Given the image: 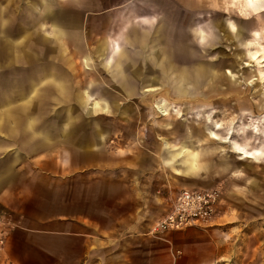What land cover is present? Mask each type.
Segmentation results:
<instances>
[{
	"label": "rangeland",
	"instance_id": "obj_1",
	"mask_svg": "<svg viewBox=\"0 0 264 264\" xmlns=\"http://www.w3.org/2000/svg\"><path fill=\"white\" fill-rule=\"evenodd\" d=\"M44 1L53 7L48 11L57 12L58 17L48 18L49 12L42 7ZM215 1L224 2L217 6L208 0L199 3L195 0H0V35L18 40L30 34V49L35 55L31 63L18 60L0 66V76L12 71L20 75L25 72L53 75L69 92V97L62 99L53 86L41 83V89L46 85L34 107L38 110L30 114L48 121L38 130L51 131L53 136L59 137L57 120H62L67 126L62 127V132L81 133L87 141H95L101 133V137L105 136L109 157L120 161L116 168L87 169L78 173V178L64 173L54 177L55 180L49 181L53 184L49 186V194L56 207L60 201L61 210L68 212L70 202L81 208L83 202L89 200L88 210L95 214L108 210L109 219H106L110 221L111 229L118 228L119 217L125 214L119 230L133 233L135 219L140 217L138 231L155 238L151 233L154 225L172 208L175 197L183 189L216 187L221 189L226 204L213 225H217L218 220L229 221L227 223H244L250 219L262 221L264 37L254 35V30L260 29L264 35V10L261 11L263 7L252 10L246 5L247 0ZM231 1L241 4L233 6ZM142 14L156 15L167 30L186 34L177 35L175 43L169 44L191 77L169 81L168 86L174 88V94L167 96L159 92L152 95L151 89L143 92L145 83L138 80L137 93L129 97L113 77V64L122 49L129 53L124 62H128L130 56L138 58L137 45L126 42L125 35L133 29H143L136 17ZM32 18H39L38 22L43 26L31 27ZM3 21H6L5 25ZM55 23L61 25L56 40ZM200 25L229 40L224 39V43L217 38L215 47L205 53L192 36V28ZM235 28L244 30L243 40L231 32ZM44 40L46 43L42 42ZM180 43L185 47L184 54H181ZM250 51H254L253 59L249 57ZM197 60L206 62L195 64ZM242 60L251 61L242 63ZM106 63L112 65L110 70L105 68ZM180 68L181 65H173L175 75L180 74ZM22 79L13 81L8 75L0 77V92L3 90L4 96L11 98L13 103L5 111L10 108L16 111L21 107L20 114L16 112L18 117L23 113ZM165 84L157 89H163ZM221 90L227 95H214ZM84 91L94 92L96 98L104 95L111 106L110 113L99 114L98 127L92 123L98 114L89 116L86 108L76 111L80 112L85 128L67 125L74 96ZM181 91L184 94H175ZM114 100L119 106H113ZM233 103L238 107H232ZM40 107H45L46 111ZM160 108L166 109L168 115H162ZM162 120L167 121V127L157 125V121ZM167 130L171 134L168 135ZM2 131L8 133L6 129ZM165 136L172 145L176 142L174 136L182 140L186 152L202 150L204 159L211 165L198 175L176 172L163 160ZM237 149L255 153V157L242 158ZM48 170L52 171L51 168ZM86 183L96 185L84 186Z\"/></svg>",
	"mask_w": 264,
	"mask_h": 264
},
{
	"label": "crops",
	"instance_id": "obj_2",
	"mask_svg": "<svg viewBox=\"0 0 264 264\" xmlns=\"http://www.w3.org/2000/svg\"><path fill=\"white\" fill-rule=\"evenodd\" d=\"M202 1L195 0L196 3ZM208 2L220 6L224 1L208 0ZM231 2L233 6L241 4ZM246 5L255 11L262 7L261 11L264 10V3L261 2L249 3L247 0ZM42 7L45 12L53 8L48 1L42 2ZM136 17L143 29L129 31L125 35V40L130 45H137L138 58L130 56V60L124 62L129 53L122 49L116 63L113 64V77L129 97L137 93L138 80L145 83L143 92L151 89L152 95L159 92L167 96L174 94V88L168 86L169 81L191 77L187 75L188 69L184 68L185 64L179 63L175 55L176 51L169 44L171 41H173L172 45L175 43L177 35L186 34L182 31L167 30L156 15L142 14ZM30 20L29 24L33 28L43 26L38 22L39 18ZM235 21L237 22V19ZM3 22L5 25L6 21ZM206 27L200 25L192 28V36L205 53L215 47L217 38L224 43L229 40L225 39L228 37H218L215 30L207 31ZM54 30L56 40L58 33H61V25L55 23ZM231 32L243 40V29L235 28ZM254 35L264 37L260 29L254 30ZM181 41L183 43L184 39ZM42 42L46 43L45 40ZM182 43H180L181 54H184L185 47ZM30 48V34H25L18 40L0 35V66L18 60L31 63L35 55ZM248 54L250 59L254 58V51ZM242 61L247 63L251 60ZM205 62V60H197L195 64ZM173 65H181L179 75H175ZM104 66L109 70L112 67L109 63ZM33 74L40 72H25L20 75L12 71L0 76L8 75L13 81L23 78L24 88L20 97L23 101V105L21 104L23 113L20 117L16 114H20L21 107L16 108V111L12 108L5 111L13 103L11 98L4 96L3 90L0 92V133H2L0 135V207L12 221L7 244L2 253V264H264V213L261 215L262 221L259 222L252 221L253 219L244 223L242 221L227 223L229 221L218 220L215 222L217 225L213 227L195 226L198 228L191 227L184 231L169 230L160 236L153 235L155 237L153 238L145 232L138 231L140 217L136 218V216L133 233L127 234L119 230L120 225L122 227L125 221V214L119 217L118 228L111 229L110 221L106 219H109L108 210L97 211L95 214L88 210L89 200H85L81 208L70 202L73 206L71 205L68 212L61 210L60 201L56 207L55 201L49 194V186L53 185L49 181L55 180L54 177L64 173L78 178L77 174L82 171L95 168L108 169L110 166L116 168L120 166V161L109 157L107 142L105 143V136L101 137V133L94 139L95 141H87L81 133L73 135L71 132H62V127H67L62 120H57L59 121L57 130L61 132L59 137L53 136L51 131L38 130L43 127L42 125H46L48 119L40 120L30 112L38 110L34 107L38 105L43 86L46 84L53 86L62 99H67L69 92L65 84L53 75ZM166 81L168 82L165 84ZM44 82L46 84L41 89L40 85ZM252 83L253 81L249 82L250 85ZM161 84L166 86L157 89ZM175 94L184 93L181 91ZM94 95V92L89 91L75 94L74 104L67 117L68 126H80L79 129L86 127L84 121H81L80 112H76L81 108H86L89 116L98 114L92 121L96 127L99 125V114L111 112V106L106 102L104 95L100 94L99 98ZM214 95H227V92L216 91ZM113 106H119L117 100L113 101ZM233 106L238 107L235 103L232 104ZM40 110L46 111L45 107L44 109L40 107ZM140 120H144L142 115ZM157 125L167 127L168 123L162 120L157 121ZM4 129L9 134L2 131ZM166 132L168 135L171 134L168 130ZM174 138L176 142L172 145L167 140V136L163 137L165 146L162 156L166 165L186 175H198L211 165L207 164L202 150L198 149L197 153L186 152L184 142L177 140L175 136ZM96 147L98 149H95ZM262 155L264 158V151ZM25 160L29 162L23 163L22 161ZM49 160L51 162H46ZM49 168L52 171L48 170ZM44 172L49 174L46 175ZM86 185L95 186L96 183H86L84 186ZM225 204L226 200L222 198L219 213L224 210ZM170 209L171 207L168 211ZM142 235L144 237H140Z\"/></svg>",
	"mask_w": 264,
	"mask_h": 264
},
{
	"label": "built area",
	"instance_id": "obj_3",
	"mask_svg": "<svg viewBox=\"0 0 264 264\" xmlns=\"http://www.w3.org/2000/svg\"><path fill=\"white\" fill-rule=\"evenodd\" d=\"M223 195L219 188L183 189L170 211L153 227L151 233L160 235L169 230H182L192 226L210 227L219 214ZM12 221L0 209V264Z\"/></svg>",
	"mask_w": 264,
	"mask_h": 264
},
{
	"label": "bare ground",
	"instance_id": "obj_4",
	"mask_svg": "<svg viewBox=\"0 0 264 264\" xmlns=\"http://www.w3.org/2000/svg\"><path fill=\"white\" fill-rule=\"evenodd\" d=\"M258 3V2H257ZM260 32V31H259ZM258 32V33H259ZM262 32V31H261ZM243 62V61H242ZM248 65V64H247ZM161 109V113H162V115H168V112H166L167 110L165 109V110H163V108H160ZM166 112V113H165ZM243 148V147H242ZM243 151H241V149H237V151H238V153H240L243 157H245V158H253V157H255V153H252V152H248L247 150H245V149H242ZM237 153V152H236Z\"/></svg>",
	"mask_w": 264,
	"mask_h": 264
},
{
	"label": "water",
	"instance_id": "obj_5",
	"mask_svg": "<svg viewBox=\"0 0 264 264\" xmlns=\"http://www.w3.org/2000/svg\"><path fill=\"white\" fill-rule=\"evenodd\" d=\"M48 12H49V13H47L48 18H50V17H58V13L57 12H54V11H48Z\"/></svg>",
	"mask_w": 264,
	"mask_h": 264
},
{
	"label": "snow or ice",
	"instance_id": "obj_6",
	"mask_svg": "<svg viewBox=\"0 0 264 264\" xmlns=\"http://www.w3.org/2000/svg\"><path fill=\"white\" fill-rule=\"evenodd\" d=\"M256 2H261V3H264V0H249V3H256ZM217 127H219V125H217ZM217 140H219V137H216ZM241 151H243L241 149Z\"/></svg>",
	"mask_w": 264,
	"mask_h": 264
}]
</instances>
